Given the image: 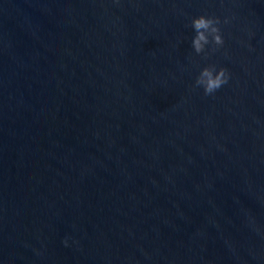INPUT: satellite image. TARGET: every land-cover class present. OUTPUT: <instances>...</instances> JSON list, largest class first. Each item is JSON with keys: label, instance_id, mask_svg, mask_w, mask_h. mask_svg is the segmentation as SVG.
I'll return each mask as SVG.
<instances>
[{"label": "water", "instance_id": "1", "mask_svg": "<svg viewBox=\"0 0 264 264\" xmlns=\"http://www.w3.org/2000/svg\"><path fill=\"white\" fill-rule=\"evenodd\" d=\"M0 264H264V0H0Z\"/></svg>", "mask_w": 264, "mask_h": 264}, {"label": "clouds", "instance_id": "2", "mask_svg": "<svg viewBox=\"0 0 264 264\" xmlns=\"http://www.w3.org/2000/svg\"><path fill=\"white\" fill-rule=\"evenodd\" d=\"M231 19L232 17L228 15L221 17L215 13L204 12L190 16L187 24L192 32L189 40L191 52L205 61L210 54L217 51L223 50L227 55L221 26L229 24ZM248 35L251 38L250 30ZM247 46L251 48L250 44ZM191 59L190 56L189 60ZM231 76L230 70L223 64L208 61L199 66L192 87L202 90L205 96H214L218 90L229 83ZM61 243L65 247H78V241L69 236L63 237Z\"/></svg>", "mask_w": 264, "mask_h": 264}]
</instances>
